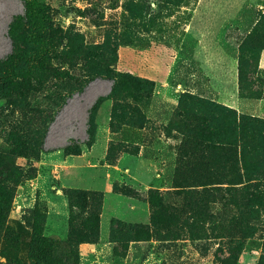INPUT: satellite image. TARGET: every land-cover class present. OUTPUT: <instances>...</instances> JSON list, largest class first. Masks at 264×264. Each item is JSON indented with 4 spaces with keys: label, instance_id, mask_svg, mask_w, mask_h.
<instances>
[{
    "label": "rangeland",
    "instance_id": "rangeland-1",
    "mask_svg": "<svg viewBox=\"0 0 264 264\" xmlns=\"http://www.w3.org/2000/svg\"><path fill=\"white\" fill-rule=\"evenodd\" d=\"M26 1L0 0V60L25 51ZM43 1L53 68L0 91V156L24 174L10 219L80 264H264V179L191 151L186 98L264 120V0Z\"/></svg>",
    "mask_w": 264,
    "mask_h": 264
},
{
    "label": "trees",
    "instance_id": "trees-1",
    "mask_svg": "<svg viewBox=\"0 0 264 264\" xmlns=\"http://www.w3.org/2000/svg\"><path fill=\"white\" fill-rule=\"evenodd\" d=\"M49 9L43 0H27L25 13L14 17L10 35L19 41L24 34L25 51L0 60V91L18 76L35 70H52L49 60L51 42L48 31L52 23ZM125 78L129 83L139 82L131 74ZM187 97L192 103L189 113L201 122V126L196 125L200 129L194 126L190 130L194 139L191 151L203 154L206 149H216L217 160L233 162L234 174L228 179L232 185L254 178L264 179V120L247 114L239 115L236 109L219 105L220 117L216 122L217 118L210 119L205 110L200 114L194 111V107L214 103L198 96ZM182 103H185V98ZM239 160H242L244 172L236 171ZM204 163L208 166L211 162L207 160ZM23 176L13 155L3 153L0 156V256L7 264H80L72 248L44 234L40 220L30 223L29 229L21 221L10 219L17 185ZM207 184L206 181L201 183Z\"/></svg>",
    "mask_w": 264,
    "mask_h": 264
}]
</instances>
